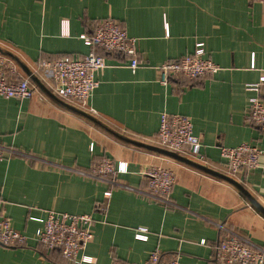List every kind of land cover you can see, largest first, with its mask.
<instances>
[{"label":"crops","instance_id":"0c3cea01","mask_svg":"<svg viewBox=\"0 0 264 264\" xmlns=\"http://www.w3.org/2000/svg\"><path fill=\"white\" fill-rule=\"evenodd\" d=\"M106 18L138 39L139 66L107 54V65L96 73L99 86L82 107L59 94L41 63L88 53L92 47L82 34ZM199 42L220 70L162 83L159 66L193 54ZM0 52L34 88L27 99L0 96V144L14 150L0 163V214L29 236L24 245L0 243V264H111L113 258L137 264L155 248L167 260L180 255V264H217L216 245L230 233L264 247V213L248 196L264 206V130L248 119L251 102L264 101V89L247 88L264 70V2L0 0ZM163 112L192 119L203 157L188 147L172 150L188 163L123 139L171 150L158 139ZM243 142L263 150L260 165L233 174L220 148ZM104 157L127 163L119 185L72 170ZM153 164L177 174L170 203L144 193V171ZM201 166L237 181L248 194ZM49 210L93 214L94 237L75 261L35 239L36 218ZM141 231L147 238L137 237Z\"/></svg>","mask_w":264,"mask_h":264},{"label":"built area","instance_id":"2783aa9c","mask_svg":"<svg viewBox=\"0 0 264 264\" xmlns=\"http://www.w3.org/2000/svg\"><path fill=\"white\" fill-rule=\"evenodd\" d=\"M264 2V0H258ZM92 48L77 58H55L41 63L42 69L54 79L59 94L71 102L87 107L94 90L99 86L96 73L107 65V54H121L130 58L133 69L139 66L136 37L130 36L127 29L112 18L100 21L93 32L82 34ZM204 43L199 42L193 54H185L177 60L163 62L160 68L161 82L167 84L170 77L181 75L189 79H200L216 74L220 65L205 56ZM97 49H101L98 51ZM254 67V64L252 65ZM250 90L264 89V70L257 83L247 85ZM34 94V88L28 76L18 71L15 62L0 52V96L5 98L27 99ZM92 110V109H91ZM248 119L264 130V101L254 99L249 107ZM158 139L162 146L171 150L185 147L198 153L201 157L202 137L194 132L192 119L188 115L163 112L158 131ZM262 149L249 142L236 146H222L220 153L233 174L241 171H252L259 167ZM14 150L0 144V163ZM126 162L116 163L104 157L92 163L88 169L73 168L81 175L89 176L110 185H119L117 175L126 172ZM148 186L144 193L150 198H158L170 203V193L177 182L176 172L160 164L150 165L145 171ZM109 198L112 190L105 191ZM40 225L34 237L38 244L47 250H58L64 258L75 261L79 253L86 248L94 237L93 214L72 213L49 210L46 217L36 218ZM138 238H147L142 231ZM29 236L16 229L11 220L0 214V243L11 247L24 245ZM92 257L83 255L82 261H91ZM214 260L217 264H264V247H254L246 238L237 233H230L216 245ZM111 264H132L113 258ZM137 264H180V255L172 259L163 258L159 248L152 250L148 257Z\"/></svg>","mask_w":264,"mask_h":264},{"label":"water","instance_id":"95a60500","mask_svg":"<svg viewBox=\"0 0 264 264\" xmlns=\"http://www.w3.org/2000/svg\"><path fill=\"white\" fill-rule=\"evenodd\" d=\"M25 68V67H24ZM26 71L29 73L28 75H30V71L28 70V69H26ZM79 112H81L82 114H84V115H86L87 117H89L90 119H92V120H94V121H96V122H98V123H100L94 116H92L91 114H89V113H87V112H85V111H82V110H78ZM116 135H118L119 137H123L122 135H119V134H117V133H115ZM123 139H125V140H127V141H129V142H131V143H134V144H138V145H142V146H145V147H147V148H149V149H152V150H155V151H158V152H160V153H163V154H166V155H169V156H171V157H174V158H177V159H179V160H181V161H185V162H191V161H189L188 159H186V158H184L183 156H181L180 154H178L177 152H175V151H172V150H167V149H164V148H161V147H157V146H153V145H147V144H144V143H140V142H137V141H134V140H131V139H129V138H125V137H123ZM194 165H196V166H198L197 164H195V163H193ZM201 168H203V169H205L206 171H208V172H212V173H215V174H217V175H219V176H221V177H224V178H226L227 180H229V181H231V182H233V183H235V184H237L238 186H239V188L242 190V191H244L245 193H247V191L237 182V181H235V180H233V179H231V178H229V177H227L226 175H223V174H219V173H216L215 171H212V170H210V169H208V168H206V167H203V166H201ZM248 194V193H247ZM248 196H249V198L251 199V201L264 213V206L262 205V204H260L258 201H256L254 198H252L251 196H250V194H248Z\"/></svg>","mask_w":264,"mask_h":264}]
</instances>
